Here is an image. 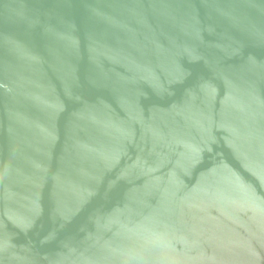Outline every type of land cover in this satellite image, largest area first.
I'll list each match as a JSON object with an SVG mask.
<instances>
[{
    "label": "water",
    "instance_id": "water-1",
    "mask_svg": "<svg viewBox=\"0 0 264 264\" xmlns=\"http://www.w3.org/2000/svg\"><path fill=\"white\" fill-rule=\"evenodd\" d=\"M0 264H264V0H0Z\"/></svg>",
    "mask_w": 264,
    "mask_h": 264
}]
</instances>
